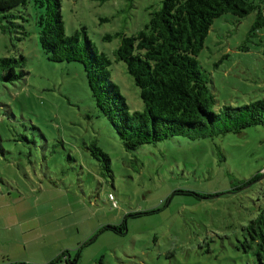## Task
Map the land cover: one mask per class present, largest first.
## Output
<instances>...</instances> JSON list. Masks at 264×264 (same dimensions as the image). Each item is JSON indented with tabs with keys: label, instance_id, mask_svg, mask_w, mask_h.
<instances>
[{
	"label": "rangeland",
	"instance_id": "374dc122",
	"mask_svg": "<svg viewBox=\"0 0 264 264\" xmlns=\"http://www.w3.org/2000/svg\"><path fill=\"white\" fill-rule=\"evenodd\" d=\"M33 3L22 9L27 36L0 30V57L23 55L26 72L0 81V264H255L243 227L264 209V125L126 151L96 108L83 66L50 62L41 50ZM158 7L61 0L65 34L78 31L82 41L84 29L111 61L131 114L144 105L115 60L117 34H136ZM254 20L255 12L214 20L195 57L215 108L264 97V25L249 36ZM91 142L109 156L112 176L91 156Z\"/></svg>",
	"mask_w": 264,
	"mask_h": 264
},
{
	"label": "trees",
	"instance_id": "16d2710c",
	"mask_svg": "<svg viewBox=\"0 0 264 264\" xmlns=\"http://www.w3.org/2000/svg\"><path fill=\"white\" fill-rule=\"evenodd\" d=\"M158 1L159 7L149 13L143 29L132 36L117 34L120 44L114 52L115 60L125 65L139 91L142 112L129 113L124 96L111 80V61L96 51L85 30L82 41L78 31L70 36L65 34L61 0H34L40 48L50 62H76L83 66L96 108L128 152L175 137L196 141L239 134L248 127L264 125V97L246 105L215 108L217 102L209 87L211 79L195 59L213 21L225 14L242 19L255 12L248 33L253 36L264 25V0ZM27 2L0 0L3 33L28 35L24 27L27 19L22 12ZM24 66L21 54L0 57V81H20L26 74ZM90 153L101 163L103 175L112 176L110 158L95 142H91ZM258 178L254 176L231 191L249 187ZM107 229L110 228L104 227L103 231ZM243 231L244 249L251 250L255 264H264V209L249 220ZM66 255L63 253L61 258Z\"/></svg>",
	"mask_w": 264,
	"mask_h": 264
}]
</instances>
